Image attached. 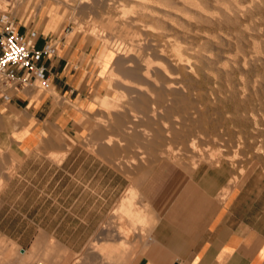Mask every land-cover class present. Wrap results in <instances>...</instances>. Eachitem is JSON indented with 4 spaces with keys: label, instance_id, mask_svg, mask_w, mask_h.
<instances>
[{
    "label": "crops",
    "instance_id": "obj_1",
    "mask_svg": "<svg viewBox=\"0 0 264 264\" xmlns=\"http://www.w3.org/2000/svg\"><path fill=\"white\" fill-rule=\"evenodd\" d=\"M74 8L82 11L80 0ZM15 17L20 32L37 31L38 49L53 46L39 60L52 88L17 89L0 78V264H264L255 186L250 177L223 195L225 167H173L159 185L157 161L139 172L135 207L153 215L145 235L125 211L130 179L114 153L120 142L108 144L103 132L86 138L103 88L91 64L96 41L61 31V14L48 6ZM111 111L113 119L98 123L120 139Z\"/></svg>",
    "mask_w": 264,
    "mask_h": 264
},
{
    "label": "rangeland",
    "instance_id": "obj_2",
    "mask_svg": "<svg viewBox=\"0 0 264 264\" xmlns=\"http://www.w3.org/2000/svg\"><path fill=\"white\" fill-rule=\"evenodd\" d=\"M78 1H69L67 4L60 3L57 0H0V9L8 8V5L12 4L13 11L19 18L24 13L31 14L35 4H38L39 8L42 5L48 6L50 7V13L61 14V20L63 21L60 27L61 31L65 29V32L68 33L76 29L77 32L81 33L80 38L88 36L96 41L97 48L92 52L91 64L93 71L98 67L103 88L101 103L98 107L100 113L92 116V126L86 133V138L99 136L101 132H103L102 137H107L106 140L111 137L116 138L113 130L108 129V127L102 128V125L98 123L103 121L108 123L110 119H113L111 110L115 111L116 118L113 127H120L132 109L137 110L136 115L142 116V120H145L141 127L147 129L157 127V133L151 136L152 140L150 142L143 143L139 139L133 138L130 140L121 137V142L119 141L121 147L114 152L118 155V164L122 166L123 171L127 173L130 179V186L124 192L122 198L126 199L128 197V208L125 211L132 218V222L134 223L139 218L143 223L144 234L149 233L153 215L152 217L149 216L144 205L139 208L135 207V205L139 206L138 201L134 203L137 194V184L135 182L138 180V173L147 171L156 161L158 185L166 179L164 175L168 174L173 167L186 168L189 172L208 166L225 167L230 172V176L229 183L222 192L223 195L230 190L231 186L243 184L251 177L249 181L255 186L254 189L258 195V207L264 209V0H192L193 2L190 0H80L82 11L74 8L78 5ZM155 3L158 6L154 5ZM160 3L163 5H160ZM193 3L196 6H192ZM176 9L180 12L175 11ZM107 21H116V23L112 22V33L107 29V23L110 25ZM111 36L112 38H110ZM130 36L132 37L128 38ZM106 41L109 47L111 46L114 50H119L122 48L121 46L124 47L132 41V44L136 45V50L129 59L135 56L134 59L137 61L132 59L124 65L122 62L127 60L124 57L109 56L104 53L103 55L101 50ZM87 44L92 43L87 42ZM140 44L144 46H140ZM146 46L149 49H145ZM157 48L159 50L163 49L162 51L165 50L164 53L168 54V57L157 55ZM175 51L176 53H172ZM107 53L111 54L113 52ZM138 54L143 55V58L142 55L140 57L141 60L136 59ZM101 58L104 60H101ZM116 58L123 67L120 66L119 62L117 63ZM151 58L157 63L153 62L154 60ZM114 60L117 64L114 63ZM170 60L177 65V69L171 64L169 65ZM187 60L189 62L191 60V65ZM146 61L147 63H145ZM179 61L184 64L179 63ZM149 62L151 63L148 64ZM152 63L155 64L151 65ZM156 64L160 66L163 64V67L159 68ZM146 66L151 70L152 66H155L153 67L155 70H152L154 73L149 69L152 78L151 81H147L148 85L142 71ZM167 66H169L170 69H168L171 74L175 73V76L173 74L172 76L169 71L167 73ZM161 68L166 69V73H163ZM113 69L126 77H121L120 80V76L117 75L119 76L117 78L120 80V85L112 79L115 76H113ZM158 69L161 71H158ZM131 74L132 76H130ZM153 74L154 77L158 78H154ZM177 74H179V77ZM169 76H172V79H169ZM152 79L156 82L154 83ZM175 79L176 82H179L178 85L181 83L180 88L178 90L172 89L171 92L166 88V85L170 83L169 80L175 81ZM133 81L136 82H134L136 85L131 83ZM155 84L157 87L154 86ZM158 84H162L163 88L162 85ZM118 85L120 89H116ZM137 85L141 87L139 92L134 87H137ZM184 89L187 90V93ZM160 90L162 91L161 94ZM53 92L56 93L54 90ZM176 94H178V98ZM189 95L193 98L191 99ZM187 98L189 102H187ZM106 100H108L107 106L110 104L109 108L104 104ZM114 106L115 109H113ZM160 109L161 111H159ZM181 113L186 115H180ZM150 116L151 118H149ZM177 116H179L178 119L181 117L180 122L177 121ZM194 120L196 124L193 123ZM163 122L167 125H165L166 127L162 126ZM167 129H169L171 135L167 133ZM195 131L202 134L201 136H204L205 139L202 137L204 140H196L198 143L195 141L196 144L192 146L189 145L192 143L191 133ZM185 132L189 133L190 136ZM136 133V130H133L129 135L133 137ZM4 138L0 133V142L4 143L6 141ZM3 143H0V153L6 155L7 149ZM117 144L113 146V149L118 146ZM187 144L188 146H186ZM169 145L173 148L172 150ZM179 145H182V147L180 148ZM96 146L95 143L87 144V147L93 150H96ZM192 147H197V149L193 150ZM213 150L221 152L222 154L219 153L221 156L217 155L212 158L211 152ZM194 158H197V160ZM127 163L134 168L127 169L125 167ZM5 183L4 176L0 177V188L4 187ZM133 226L134 224H131V227ZM25 261L22 260L21 264H27L24 263Z\"/></svg>",
    "mask_w": 264,
    "mask_h": 264
},
{
    "label": "built area",
    "instance_id": "obj_3",
    "mask_svg": "<svg viewBox=\"0 0 264 264\" xmlns=\"http://www.w3.org/2000/svg\"><path fill=\"white\" fill-rule=\"evenodd\" d=\"M12 4L0 10V78L9 87L39 86L52 88L48 68L39 63L42 55L53 51V46L37 48V31L20 32ZM36 264H42V261Z\"/></svg>",
    "mask_w": 264,
    "mask_h": 264
},
{
    "label": "bare ground",
    "instance_id": "obj_4",
    "mask_svg": "<svg viewBox=\"0 0 264 264\" xmlns=\"http://www.w3.org/2000/svg\"><path fill=\"white\" fill-rule=\"evenodd\" d=\"M140 1V0H139ZM143 1V0H142ZM146 1V0H145ZM151 1V0H150ZM185 1V0H184ZM187 1V0H186ZM190 1H192V0H190ZM133 2V1H132ZM193 2V1H192ZM87 3V2H86ZM157 3V2H156ZM154 4V5H157V4ZM197 3V2H196ZM162 3H160V5H161ZM163 5V4H162ZM182 5V4H181ZM196 6V4L195 3H193V5L192 6ZM198 5V4H197ZM134 6V5H133ZM147 6H148V4H147ZM158 6V5H157ZM199 6H201V5H199ZM156 7V6H155ZM163 7V6H162ZM170 7H172V6H170ZM142 8V7H141ZM160 8H161V6H160ZM166 8V7H165ZM173 8V7H172ZM200 8V7H199ZM6 9V8H5ZM143 9V8H142ZM145 9V8H144ZM148 9H149V7H148ZM162 9H164V8H162ZM187 9V8H186ZM0 10H3V9H0ZM161 10V9H160ZM159 10V11H160ZM190 10V9H189ZM199 10V9H198ZM148 11V10H147ZM151 11V10H150ZM149 11V12H150ZM175 11H178L177 9L175 10ZM172 12V11H171ZM178 12H180V11H178ZM187 12H188V10H187ZM145 13H146V11H145ZM161 13V12H160ZM124 14H125V12H124ZM164 14H166V13H164ZM169 14H170V12H169ZM167 16V15H166ZM165 16V17H166ZM169 16V15H168ZM167 16V17H168ZM125 17V16H124ZM127 17V16H126ZM136 17V16H135ZM170 17V16H169ZM127 19V18H126ZM132 19V18H131ZM131 19H130V21H131ZM160 19V18H159ZM188 19V18H187ZM114 20V19H113ZM109 21H110V19H109ZM109 21H107V22H109ZM127 21V20H126ZM129 21V20H128ZM113 22V21H112ZM109 22V24L110 25H108V23H107V29H109L110 30V32H111V30H113V23H116V21L115 22ZM102 23V22H101ZM112 23V24H111ZM102 26V25H101ZM102 28V27H101ZM100 28V29H101ZM104 28V27H103ZM102 28V29H103ZM99 29V30H100ZM101 29V30H102ZM114 29H115V26H114ZM92 31V30H91ZM105 32V31H104ZM112 33V32H111ZM98 34V33H97ZM109 35V34H108ZM108 35H107V37H108ZM114 35V34H113ZM129 36V35H128ZM132 36H130V37H128V38H131ZM134 37V36H133ZM110 38H112V36L110 37ZM109 38V39H110ZM114 38V37H113ZM103 39V38H102ZM106 40V39H105ZM103 41H104V39H103ZM133 41V40H132ZM132 41L131 42H129L128 44H124L125 46L123 47V46H121L122 48H120L119 50H114L113 48H111V46L109 47V44L107 43V41L105 42V44L102 46L103 48H102V50H101V52H102V54L104 53L105 55L107 54V55H109V56H121V57H124V58H126L127 60H125L124 62H122V64H124L125 65V63H128V62H130V61H132V59H133V61H137V60H135L134 58H135V56L134 57H132V59H129L130 58V56L132 55L133 56V52L136 50L135 49V47H136V45L135 44H132ZM112 42V41H111ZM104 43V42H103ZM111 44V43H110ZM119 44V43H118ZM138 45V44H137ZM142 44H140V46H141ZM160 45V44H159ZM166 45V44H165ZM171 45V44H170ZM179 45V44H178ZM187 45V44H186ZM142 46H144V45H142ZM148 46V45H147ZM146 46V47H147ZM156 46V45H155ZM158 46V45H157ZM163 46V45H162ZM180 46V45H179ZM182 46V45H181ZM195 46V45H194ZM114 47V46H113ZM161 47V46H160ZM190 47H192V46H190ZM189 47V48H190ZM138 48V47H137ZM182 48H183V46H182ZM195 48V47H194ZM145 49H149L148 47L147 48H145ZM154 48H152V50H153ZM162 49V48H161ZM165 49V48H164ZM176 49V48H175ZM174 49V50H175ZM184 49V48H183ZM196 49H197V47H196ZM142 50H143V48H142ZM141 50V51H142ZM163 50V49H162ZM162 50H159L158 48H157V55H159V56H162V57H166L168 54H166V53H164V51H162ZM177 50H179V49H177ZM176 50V51H177ZM185 50H187V49H185ZM144 51V50H143ZM153 51H155V50H153ZM176 51L175 52H172V53H176ZM190 51V50H189ZM192 51H194V50H192ZM107 52H113V53H111V54H108ZM146 52V51H145ZM171 52V51H170ZM178 52V51H177ZM185 52V51H184ZM196 52V51H195ZM143 53V52H142ZM171 53V54H172ZM182 52L180 51V54H181ZM190 53V52H189ZM192 54H193V52H191ZM103 54V55H104ZM147 54V53H146ZM150 54V53H149ZM154 54V53H153ZM195 54V53H194ZM141 55L142 54H138V56L136 55V59H140L141 60ZM156 55V56H157ZM166 55V56H165ZM182 55V54H181ZM199 55V54H198ZM152 56V55H151ZM178 56H180V55H178ZM101 57H102V55H101ZM146 57V56H145ZM144 57V59L146 60V58ZM150 57V56H149ZM168 57V56H167ZM174 57H176V56H174ZM184 57V56H183ZM106 58V57H105ZM142 58H143V55H142ZM179 58H181V56L179 57ZM108 59V58H107ZM117 60V63L119 62V60H118V58H116ZM151 59H153V58H151ZM150 59V60H151ZM168 59V58H167ZM176 59H178V58H176ZM176 59H174V60H176ZM188 59V58H187ZM101 60H104V59H102L101 58ZM144 60V61H145ZM147 60H148V57H147ZM154 60V59H153ZM115 61V60H114ZM113 61V62H114ZM116 61L114 62V63H116ZM143 61V62H144ZM160 61H161V59H160ZM163 61V60H162ZM182 61V60H181ZM153 62H155V63H157V61H153ZM183 62V61H182ZM187 62H189V60H187ZM190 62H191V60H190ZM189 62V63H190ZM193 62H195V61H193ZM116 63V64H117ZM145 63H147V61L145 62ZM144 63V64H145ZM151 62H149L148 64H150ZM155 63H152L151 65H153V64H155ZM166 63V62H165ZM179 63H181L180 61H179ZM186 63V62H185ZM196 63V62H195ZM119 64H120V66H121V63L119 62ZM129 64H131V63H129ZM142 64V63H141ZM172 65L174 68H176L177 67V65L175 64V63H173L171 60H170V63H169V65ZM181 64H184V63H181ZM187 64V63H186ZM223 64V63H222ZM146 65V64H145ZM144 65V66H145ZM166 65H167V63H166ZM190 65H191V63H190ZM238 65V64H237ZM132 66H133V63H132ZM147 66H150V65H147ZM147 66H146V68H144V69H142V71H143V77H144V79H145V82H146V84H147V81L149 82V81H151V78L152 77H150V72H149V69L147 68ZM156 66H159V68L160 67H163V64H162V66H160L159 64H156ZM179 66H180V64H179ZM178 66V67H179ZM114 67V66H113ZM116 67V66H115ZM121 67H123V66H121ZM131 67V66H130ZM134 67H136V66H134ZM153 67H155V66H152V70L154 69L155 70V68H153ZM166 67V66H165ZM164 67V68H165ZM120 68V67H119ZM125 68V67H124ZM138 68V67H137ZM158 68V67H157ZM162 69L163 70V73H166L165 72V70L166 69ZM169 68V66H167V69ZM181 68V67H180ZM111 69V68H110ZM134 69V68H133ZM170 69V68H169ZM167 70V73H168V71H169V73L171 74V72H170V70ZM177 69V68H176ZM179 69V68H178ZM192 69V68H191ZM121 70H123V69H121ZM140 70V69H139ZM151 70V69H150ZM151 70V71H152ZM171 70H172V68H171ZM180 70V69H179ZM178 70V71H179ZM113 72H111V73H113V80H115V81H117L118 83H119V81L121 80V77L122 78H126L125 77V75H120V74H122V73H120L119 71H117V70H115L114 71V69L112 70ZM124 72H125V70H123ZM158 71H161L160 69H158ZM174 71H176V70H174ZM174 71H172V72H174ZM192 71L194 72V70L192 69ZM126 72H127V70H126ZM180 72V71H179ZM190 72V71H189ZM135 73V72H134ZM152 73H154V71H152ZM124 74V73H123ZM128 74V73H127ZM158 74V73H157ZM173 75L175 74V73H172ZM171 74V75H172ZM196 74V73H195ZM111 75V74H110ZM117 75H119L120 76V80L117 78V77H119V76H117ZM155 75H156V72H155ZM172 75V76H173ZM191 75V74H190ZM130 76H132V74L130 75ZM138 76V75H137ZM152 76V75H151ZM172 76H169V79H172ZM175 76V75H174ZM177 76L179 77V74H177ZM153 77H154V74H153ZM162 77V76H161ZM168 77V76H167ZM129 78V77H128ZM154 78H158V77H154ZM176 78V77H175ZM181 78V77H180ZM140 79V78H139ZM165 79V78H164ZM163 79V80H164ZM182 79V78H181ZM133 80H135V79H133ZM153 81H154V79H152ZM158 80V79H157ZM124 81V80H123ZM123 81H121V82H123ZM136 81V80H135ZM135 81H133V82H131L132 84L135 82ZM159 81V80H158ZM170 81V83L168 84V85H166V88L169 90V91H171L172 89H174V90H178L179 88H180V84L178 85V83L179 82H176L177 80L175 79V81H171V80H169ZM137 82V81H136ZM135 82V83H136ZM143 82V81H142ZM145 82H143V83H145ZM156 81H154V83H155ZM162 82V81H161ZM118 83H116V84H118ZM134 83V84H135ZM138 83V82H137ZM158 83V82H157ZM165 83H166V81H165ZM124 84V83H123ZM129 84H130V82H129ZM139 84V83H138ZM145 84V85H146ZM164 84V83H163ZM182 84H184V83H182ZM186 84V83H185ZM189 84H190V82H189ZM119 85H120V83H119ZM119 85L116 87V89L118 88V89H120L119 88ZM136 85V84H135ZM141 85V84H140ZM148 85V84H147ZM146 85V86H147ZM158 85H162V84H158ZM144 86V85H143ZM155 87H157L156 86V84L154 85ZM181 86H183V85H181ZM121 87H123V86H121ZM135 88H136V90L138 89V91L137 92H139V90H141V87L140 86H138L137 85V87L136 86H134ZM133 87V88H134ZM145 87V86H144ZM149 87V86H148ZM154 87V88H155ZM164 87H165V84H164ZM184 87V86H183ZM186 87V86H185ZM159 88V87H158ZM162 88H163V85H162ZM145 89H147V87H145ZM160 89V88H159ZM186 89H188V88H186ZM115 90V89H114ZM128 90V89H127ZM135 90V89H134ZM151 89L149 88V91H150ZM185 90V89H184ZM192 90V89H191ZM120 91H123V90H120ZM125 91V90H124ZM133 91V90H132ZM146 91V90H145ZM144 91V92H145ZM148 91V90H147ZM155 91V90H154ZM161 91V90H160ZM160 91H157V92H160ZM163 91H165V90H163ZM186 92L185 93H187V90H185ZM172 92V91H171ZM133 93V92H132ZM150 94H151V91L149 92ZM148 93V94H149ZM162 93V91L160 92V94ZM165 92H163V94H164ZM140 94V93H139ZM153 94H155V93H153ZM153 94H152V96H153ZM166 94V93H165ZM136 95V94H135ZM167 95V94H166ZM173 95H175V94H173ZM177 95V98L179 97L178 96V94H176ZM155 96V95H154ZM169 96H170V94H169ZM168 96V97H169ZM172 96V95H171ZM186 96H187V94H186ZM190 96V95H189ZM140 97V96H139ZM156 97V96H155ZM154 97V98H155ZM167 97V96H166ZM173 97V96H172ZM183 97V96H182ZM191 97V96H190ZM169 98H171V97H169ZM168 98V99H169ZM174 98V97H173ZM193 97H191V99H192ZM139 99V98H138ZM112 100V99H111ZM149 100V99H148ZM170 100H172V99H170ZM180 100H181V98H180ZM187 100H188V98H187ZM114 101V100H113ZM140 101V100H139ZM155 102V101H154ZM162 102V101H161ZM170 102V101H169ZM179 102V101H178ZM187 102H189V100L187 101ZM155 103H158V102H155ZM175 103H177V102H175ZM108 104V103H107ZM120 104V103H119ZM167 104V103H166ZM187 104V103H186ZM110 105V104H109ZM108 105V106H109ZM153 105V104H152ZM171 105V104H170ZM177 105V104H176ZM107 106V105H106ZM178 106V105H177ZM194 106V105H193ZM113 107V106H112ZM153 107V106H152ZM151 107V108H152ZM155 107V106H154ZM161 107V106H160ZM159 107V108H160ZM187 107H189V106H187ZM186 107V108H187ZM116 107L114 106V108L113 109H115ZM179 108V107H178ZM118 110H119V108H117ZM142 109V108H141ZM150 109V108H149ZM179 109H181V108H179ZM163 110V109H162ZM189 110H191V109H189ZM189 110H186V111H189ZM128 111V110H127ZM133 111V112H132ZM135 110H131L130 112H129V114L126 116L127 117V119H125L124 121H123V123H121V125H120V127H119V131L122 133V136L123 137H126V138H128V139H130V140H132L133 138H135V139H139V140H141L143 143H147V142H150L151 140H152V138H151V136H154V134H156L157 133V127H152L151 129L149 128V129H147V128H145V127H141V126H143L142 124H144L145 122V120H142V116H140V115H136V113H137V110L134 112ZM153 111H154V109H153ZM159 111H161V109L159 110ZM178 111V110H177ZM182 111V110H181ZM115 112V111H114ZM134 113V114H133ZM153 113V112H152ZM154 113H155V111H154ZM156 113H157V111H156ZM189 113V112H188ZM173 114V113H172ZM176 115H177V113H175ZM186 115L185 113H181L180 115ZM150 115V114H149ZM155 115H157V114H155ZM164 115V114H163ZM178 115H179V113H178ZM154 116V115H153ZM156 117V116H155ZM175 117V116H174ZM178 117L179 116H177V121L179 120V122H180V118L178 119ZM149 118H151V116L149 117ZM161 118V117H160ZM168 118H170V117H168ZM173 118V117H172ZM172 118H170V119H172ZM155 119V118H154ZM156 119H158V118H156ZM195 119V118H194ZM188 120V119H187ZM162 121V120H161ZM164 121V120H163ZM197 121V120H196ZM179 122H177V123H179ZM161 123V122H160ZM166 123V122H165ZM172 123V122H171ZM194 124H196L195 123V120H194V122H193ZM154 124V123H153ZM167 124H170V123H167ZM164 125V127H166L167 125L166 124H164V122L162 123V126ZM166 125V126H165ZM177 125V124H176ZM113 126V125H112ZM158 126V125H157ZM183 126V125H182ZM168 127H169V125H168ZM167 127V128H168ZM176 128V127H175ZM183 128V127H182ZM196 128V127H195ZM159 129V128H158ZM177 129H178V126H177ZM191 129H192V127H191ZM191 129H190V131H191ZM116 130V129H115ZM133 130H136V135H134L133 137L131 136L130 137V133L131 132H133ZM164 130H165V128H164ZM168 131H167V133H169V129H167ZM195 130V129H194ZM159 131H161V130H159ZM189 131V132H190ZM197 131V130H196ZM195 131V132H196ZM199 131H201V130H199ZM162 132V131H161ZM171 132V131H170ZM195 132H193V133H191L192 135V139H191V141H192V143L191 144H189V145H192L193 146V144L195 145L196 144V142L199 140V141H201V140H204L205 138H204V136H201L202 134H199V133H195ZM165 133V132H164ZM185 133H187V132H185ZM170 134V133H169ZM169 134H168V136H169ZM187 134H189V133H187ZM171 135V134H170ZM119 136V135H118ZM167 136V135H166ZM167 136V137H168ZM189 136H190V134H189ZM115 137V136H114ZM171 137V136H170ZM204 139H203V138ZM120 138V137H119ZM180 138H183V137H180ZM189 138H191V137H189ZM169 139V138H168ZM115 140H118V141H120V139H117V138H115ZM163 140V139H162ZM172 140V139H171ZM187 140V139H186ZM197 140V141H196ZM214 140H216V139H214ZM112 141H113V139H112V137H111V140L109 141V139H108V144H112ZM117 141V142H118ZM180 141V140H179ZM188 141V140H187ZM190 141V142H191ZM196 141V142H195ZM121 142V141H120ZM175 142V141H174ZM181 142V141H180ZM189 142V143H190ZM204 142V141H203ZM173 143V142H172ZM179 143V142H178ZM187 143V142H186ZM198 143V142H197ZM179 144H181V143H179ZM162 145V144H161ZM180 146V148L182 147V145H179ZM186 146H188V144L186 145ZM161 147V146H160ZM164 147V146H163ZM162 147V148H163ZM169 147H170V145H169ZM171 148V147H170ZM190 148V147H189ZM193 148V150L195 149H197V147L195 148V147H192ZM173 148H171V150H172ZM178 149H179V147H178ZM211 149V148H210ZM192 150V151H193ZM179 151V150H178ZM216 150H213L212 152H211V155H212V158L213 157H215V156H217V155H220L219 153H221V152H215ZM178 153V152H177ZM184 153V152H183ZM209 153V152H208ZM222 154V153H221ZM191 155V154H190ZM210 155V154H209ZM192 156V155H191ZM221 156V155H220ZM219 157V156H218ZM210 158V157H209ZM143 159V158H142ZM195 160H197V158H194ZM203 159H204V157H203ZM206 159V158H205ZM216 159V158H215ZM209 160V159H208ZM202 161V160H201ZM212 162V161H211ZM129 163V162H128ZM127 163V164H128ZM200 164V163H199ZM131 167V166H130ZM197 167V166H196Z\"/></svg>",
    "mask_w": 264,
    "mask_h": 264
}]
</instances>
